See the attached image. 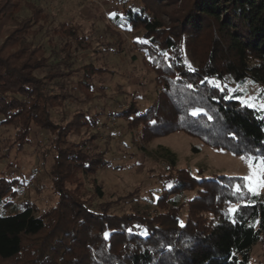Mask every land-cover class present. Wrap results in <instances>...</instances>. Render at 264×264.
<instances>
[{
    "label": "trees",
    "instance_id": "trees-1",
    "mask_svg": "<svg viewBox=\"0 0 264 264\" xmlns=\"http://www.w3.org/2000/svg\"><path fill=\"white\" fill-rule=\"evenodd\" d=\"M110 1L115 26L142 32L137 48L147 56L157 89L145 109L131 98L126 110L113 114L126 121L132 145L144 149L181 132L237 157H264L260 112L209 82L227 88L249 80L264 93V0ZM20 5L21 0H0V126L13 129L18 152L36 136L35 129L47 137L56 201L41 211L25 202L16 213H0V264H249V251L264 234V199L246 190L235 193L233 186L244 183L240 176L197 178L173 168L157 176L161 189L154 212H113L135 193L91 208L85 180L102 200L94 177L111 167L94 144L102 112L75 109L66 122L53 120L52 113L64 109L71 96L66 79L74 59L54 61L41 44L27 42L32 26L42 30L48 17L35 9L20 20ZM73 26L45 31L77 40ZM85 66L77 88L93 101L94 78L107 69ZM197 108L202 111L193 116ZM161 151L174 165V154ZM18 185L15 178L0 177V210L13 207ZM187 193L192 197L184 198ZM237 206L238 212H229Z\"/></svg>",
    "mask_w": 264,
    "mask_h": 264
},
{
    "label": "rangeland",
    "instance_id": "rangeland-1",
    "mask_svg": "<svg viewBox=\"0 0 264 264\" xmlns=\"http://www.w3.org/2000/svg\"><path fill=\"white\" fill-rule=\"evenodd\" d=\"M113 6L110 0H21L17 12L22 20L29 18L35 9H41L42 15L48 17L47 24L42 25V30L38 29V25L32 26V33L26 41L41 44L45 56L54 61L74 59L69 67L72 73L66 79L67 92L71 96L64 109L52 113L53 120L66 122L75 109L102 112L99 123L103 125L99 126V137L94 144L105 154L111 167L98 171L94 177L103 193L102 200L94 193L92 181L85 180L83 191L86 197H92L91 208L96 210L101 202L115 201L135 193L131 201L114 205L113 212L118 215L137 210L154 212L158 190L161 189L157 176L165 175L173 168L187 169L197 178L248 175V166L240 157L209 148L181 132L154 139L144 149L132 145L126 121L114 118L113 114L126 110L131 98L135 99L140 110L145 109L152 103L157 89L154 73L146 65L147 56L137 48V43L144 41L142 32L121 30L115 26L111 21V14L115 13L111 10ZM58 24H65L67 29L76 25L78 39L46 33L50 26ZM8 30V27L4 28L5 32ZM85 65L107 69L94 78V87L90 92L93 101H87L77 88ZM219 88L228 90V96L242 105H245L242 100L246 97H260L257 104L264 100L261 87L249 80L229 83L227 88L219 85ZM234 93L237 95L233 96ZM249 108L259 111L260 118L264 119V111ZM35 133L36 136L24 145L23 151L18 152L13 144V129L0 126V177L15 178L19 182L15 188L17 196L11 199L13 207L1 209L3 215L18 212L25 202L35 204L41 211L56 201L49 175L52 158L47 151V137L38 129ZM69 140L76 142L79 138L70 136ZM163 148L174 154V165L161 155ZM259 195L264 199V189ZM183 197L190 198L192 194L187 193ZM248 258L249 264H264V234L251 247Z\"/></svg>",
    "mask_w": 264,
    "mask_h": 264
},
{
    "label": "snow or ice",
    "instance_id": "snow-or-ice-1",
    "mask_svg": "<svg viewBox=\"0 0 264 264\" xmlns=\"http://www.w3.org/2000/svg\"><path fill=\"white\" fill-rule=\"evenodd\" d=\"M113 18H115L116 14H111ZM123 16H121V20H123ZM125 26V25H121ZM129 30H131L129 28ZM144 42V41H141ZM163 55H167V53H162ZM211 83L217 87H219V84H217L216 81H211ZM189 88L192 87V85H188ZM260 97H246L242 100V103H244L248 107H256L259 110L264 111V100H261L259 104L256 103L257 100H260ZM202 110L197 108L192 111V115L196 116L198 115ZM211 118V117H209ZM240 159L245 162L248 166L249 172L248 175L242 176L239 179L244 181L243 184H236L233 186L235 193H240L243 190H246L248 193L252 195H259L260 191L264 189V157L256 156L254 154H245L240 157ZM243 199V196L241 197ZM229 204H231V201H229ZM239 211V206L237 207H230L229 212L232 214H235ZM183 226V225H182ZM131 231V229H129ZM105 238H107L108 233H105Z\"/></svg>",
    "mask_w": 264,
    "mask_h": 264
}]
</instances>
